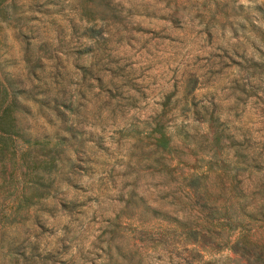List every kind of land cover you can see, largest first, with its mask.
Wrapping results in <instances>:
<instances>
[{"label":"trees","instance_id":"1","mask_svg":"<svg viewBox=\"0 0 264 264\" xmlns=\"http://www.w3.org/2000/svg\"><path fill=\"white\" fill-rule=\"evenodd\" d=\"M148 1L171 19L179 12L176 0ZM46 3L0 0V264L19 256L18 246L43 225V213L71 203L73 157L91 149L79 127L92 114L93 124L102 119L104 129L117 107L108 108L109 97L102 96L82 112L83 102L118 89L116 71L109 55L96 52L79 68L80 84L73 90V62L64 64L56 49L65 27L52 18L57 13L37 9ZM112 3H80L83 31L97 47L102 44L93 35L94 24L117 17ZM261 23L254 48L256 43L264 48V18ZM10 36L17 42L14 56L3 51ZM240 44L220 46L221 60L209 73L224 82L212 86L208 104L194 101L202 87L192 78L181 100L166 98L162 104L175 109L182 102L183 120L176 123L163 112L129 124L138 160L128 164L156 176L171 201L169 208H139L130 192L131 205L122 215L140 226L148 222L151 229L141 231L140 245H116L109 264H153L149 251L160 256L177 245L185 255L181 260L190 264H264V154L255 146L264 148V142L254 137L255 124L239 117L254 111L264 121V54L256 59ZM29 248L32 256L38 245ZM224 250L233 258L205 260Z\"/></svg>","mask_w":264,"mask_h":264},{"label":"rangeland","instance_id":"2","mask_svg":"<svg viewBox=\"0 0 264 264\" xmlns=\"http://www.w3.org/2000/svg\"><path fill=\"white\" fill-rule=\"evenodd\" d=\"M56 1L46 0L37 9L57 13L52 18L65 27L61 46L56 49L64 64L73 62V90L80 84L79 68L96 52L109 55V65L116 71L118 89L83 102L82 112L88 113L94 102L103 97H109L108 108L117 107L104 129L99 128L102 119L93 124L92 114L85 116L81 124L84 127L79 129L91 149L73 157V183L67 191L72 201L51 213H43V225L35 226L29 240L18 246L19 256H14L11 264H109L116 245H140L141 231L151 229L148 222L140 226L122 215V210L131 205L130 192H135L139 208H169L171 201L156 176L128 164L138 160L129 124L163 112L176 123L183 120L187 112L179 110L182 102L175 109H165L162 104L166 98L171 103L181 100L192 78H197V85L202 87L195 93L194 101L208 104L212 100V86L224 82L209 69L218 67L223 55L220 46L226 47L229 41L241 43L249 56L260 58L264 48L259 43L254 48L251 41L264 18V0H216V4L211 0H176L179 12L174 19L148 0H113L117 17L94 24L93 35L102 44L98 47L83 31L86 26L81 19L80 3L91 5L99 0ZM35 16L42 18L40 14ZM231 24L235 25V32ZM3 51L15 55L17 42L12 36ZM188 100L191 101L190 97ZM105 116L106 113L102 115ZM239 117L243 123L255 124L254 137L261 136L263 143L264 121L260 116L251 111ZM255 146L264 154L262 144ZM237 236L238 232H234L231 240ZM30 243L38 245L32 256ZM149 256L153 264L191 262L181 260L185 255L178 245L160 256L149 251ZM229 258L233 255L224 250L206 256L205 260L221 263ZM6 261L10 263L9 259Z\"/></svg>","mask_w":264,"mask_h":264}]
</instances>
